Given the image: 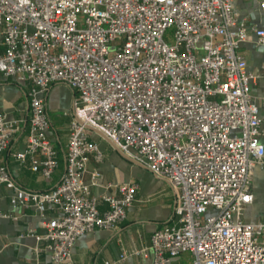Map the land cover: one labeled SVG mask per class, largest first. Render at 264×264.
I'll use <instances>...</instances> for the list:
<instances>
[{
  "label": "built area",
  "instance_id": "1",
  "mask_svg": "<svg viewBox=\"0 0 264 264\" xmlns=\"http://www.w3.org/2000/svg\"><path fill=\"white\" fill-rule=\"evenodd\" d=\"M236 1L0 0V79L28 83L29 134L17 158L46 178L61 163L46 93L57 82L78 92L65 173L54 188H23L0 165L12 204L39 214L45 231L36 237L53 262L69 263L86 233L118 228L137 200L134 180L92 194L99 172L87 180L89 161L105 158L92 126L176 191L173 216L134 254L153 251V264L184 256L179 264H264V222L243 219L254 171L264 163L252 94L262 73L250 71L241 52L252 33L264 45V29L241 19ZM19 128L0 113V155Z\"/></svg>",
  "mask_w": 264,
  "mask_h": 264
},
{
  "label": "crops",
  "instance_id": "2",
  "mask_svg": "<svg viewBox=\"0 0 264 264\" xmlns=\"http://www.w3.org/2000/svg\"><path fill=\"white\" fill-rule=\"evenodd\" d=\"M235 7L239 17L250 26L264 29V0H237ZM5 50L0 29V54ZM248 69L262 73L252 86V94L260 106L263 120L261 141L264 143V45L258 44V36L252 33L241 46ZM78 92L70 85L54 83L46 93L48 115L51 120L49 135L59 152L60 167L51 178L33 171L29 163H22L17 154L25 150L29 134L28 83L18 78L0 79V113L9 120H18L20 128L10 146L0 155V165L8 170L13 180L21 187L33 191L54 188L62 179L66 168L70 126L77 118L75 109ZM92 139L99 143L105 158L97 162L91 157L87 180L91 172H99L97 183L91 186L92 194L102 196L113 192V185L137 181V200L127 210L124 222L115 229H95L78 238L71 261L67 264H153L154 253L136 255V250L147 248L156 229L173 216L177 203L176 191L171 183L152 173L143 164L132 159L116 147L105 135L97 132ZM253 201L244 209L243 219L249 223L264 222V163L256 167L252 181ZM14 191L0 184V264H57L53 262L47 243L36 235L45 230L35 208L14 206L11 202ZM102 211L106 203L99 206ZM55 210H47L52 217ZM126 254L124 259L121 258ZM188 256L174 259V264L187 263Z\"/></svg>",
  "mask_w": 264,
  "mask_h": 264
},
{
  "label": "rangeland",
  "instance_id": "3",
  "mask_svg": "<svg viewBox=\"0 0 264 264\" xmlns=\"http://www.w3.org/2000/svg\"><path fill=\"white\" fill-rule=\"evenodd\" d=\"M173 33H174V30L172 29V30H169L168 34L166 35V40L170 43L173 41Z\"/></svg>",
  "mask_w": 264,
  "mask_h": 264
},
{
  "label": "water",
  "instance_id": "4",
  "mask_svg": "<svg viewBox=\"0 0 264 264\" xmlns=\"http://www.w3.org/2000/svg\"><path fill=\"white\" fill-rule=\"evenodd\" d=\"M88 128H89L90 130H92L93 132H97V133H99V134L105 136V134H104L103 132L97 130L96 128H94V127H92V126H88ZM110 141H111V140H110ZM112 143H113V142H112ZM115 146H116V145H115ZM116 147H117V146H116Z\"/></svg>",
  "mask_w": 264,
  "mask_h": 264
}]
</instances>
